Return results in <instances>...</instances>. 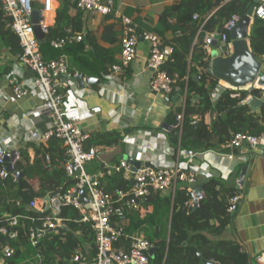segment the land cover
<instances>
[{"label":"trees","instance_id":"1","mask_svg":"<svg viewBox=\"0 0 264 264\" xmlns=\"http://www.w3.org/2000/svg\"><path fill=\"white\" fill-rule=\"evenodd\" d=\"M224 0H181L167 8L156 24H152L149 32L162 38L165 48L171 49L164 69L170 76H177L176 90L186 89V108L183 127L170 132L172 145L181 150L194 149L202 152L209 149H219L221 144L232 139L234 133L249 134L264 133V105L259 111H253L246 103L251 96L261 97L262 90L252 86L250 89L224 88L220 97L213 101L212 94L219 85L218 78L206 71L201 73L199 67L205 64L208 54V41H204L208 32L218 30L230 38V30L225 27L233 16H244L253 0H230L212 16L199 32L201 21L194 20L196 14L204 17L208 12ZM62 7L57 11L56 25L49 29L46 41L41 50L46 60L58 59L62 55L70 61V72L83 75L102 77L109 73L110 67L117 61L113 50L96 48L94 53L86 51V41L68 43L63 48L51 46L53 39L67 35V27L73 32H81L82 11L77 9L72 0H62ZM139 33L145 32L140 28ZM88 36V33L87 35ZM0 37L18 54L21 51L17 36L12 31L10 20L3 15L0 4ZM106 39V36H104ZM250 46L258 56L264 55V19L255 18L250 32ZM113 43L117 39L112 40ZM186 77L188 80L186 81ZM171 117L177 118L181 109H176ZM199 116V121L193 123V117ZM92 138V139H91ZM86 142L85 148L112 146L120 142L121 135L117 132H107L92 136ZM43 153L37 163H24L25 155L11 166L14 173L23 171L24 177L17 181L14 175L8 179L0 178V227L8 225V219L15 215L22 216L20 221V242L13 243L14 255L7 264H71V256L77 251L96 252L95 234L91 223L83 222L82 215L72 205L63 206L62 216L65 221L58 230L45 235H39L40 224L28 219L27 216H38L39 213L29 208V203L35 198H44L61 189L67 191L74 181L67 177L64 169L65 147L58 139L49 141L48 146L41 145ZM38 149V148H37ZM37 152H40L38 149ZM40 154V153H39ZM50 156V161L46 156ZM40 176V190L34 191L29 183L32 177ZM222 183L211 179L204 185L205 198L198 207L189 204L187 188L179 187L174 198L171 196H152L142 210L130 213L123 220L122 226L130 235L145 234L153 243L155 252L151 264H205L212 259L219 264H249L250 259L241 254L237 247L226 246L222 252H205L199 255L191 245L187 244L193 233L208 231L219 235L224 232L233 217L228 211V197L237 193L234 188L221 190ZM121 175L109 176L107 189L124 187ZM11 197V198H10ZM17 200H21L18 205ZM36 227L40 243L35 246L27 237L30 227ZM169 227V228H168ZM3 242L7 239L0 235Z\"/></svg>","mask_w":264,"mask_h":264},{"label":"built area","instance_id":"2","mask_svg":"<svg viewBox=\"0 0 264 264\" xmlns=\"http://www.w3.org/2000/svg\"><path fill=\"white\" fill-rule=\"evenodd\" d=\"M37 1L42 4L40 26L42 31L47 34L55 18V0H0V4L3 15L10 20L12 31L19 41L21 51L17 54V59L35 75L33 87L43 98L41 109L52 118L48 128L43 131L30 130L29 136L31 139L45 144L53 139H58L61 142L65 147L64 169L67 177L72 179L74 184L67 191H61L50 200H47L46 197L33 199L28 206L39 215L27 216V218L40 224L39 232L61 228L65 221L62 216L63 206L65 204L72 205L82 215L83 222L91 223L95 234L96 252L93 253L90 248L88 251L77 250L71 256V264H151L150 250L154 247L153 243L143 234L130 236L121 222L128 214L141 211L147 200L157 193H167L174 198L179 185L187 187L190 197L189 204L198 207L205 195L201 193L197 196L193 189V185L197 181L198 170L192 168L190 164L194 158L202 157L205 151L181 150L179 145L176 146L177 153H183L188 161L180 162L174 166L142 165L134 169V164L131 161L123 159L113 165L105 166L104 170L90 173L87 170V165L99 159L101 150L99 147L86 149L85 144L89 140V134L80 127L79 117L77 115L66 117L64 113V88L68 84L63 79L76 77L80 74H71L65 56L59 59H45L32 23L34 5ZM72 2L76 4L77 9L95 15L111 14L115 3L114 0H72ZM121 18L123 25L121 60L112 65L110 73L105 77L111 81L116 79V75H119L134 62L141 36L150 43L148 67L152 70L151 89L155 93L173 94L177 89V76H170L164 69V63L168 59L171 49L167 53L162 38L152 32L145 31L140 34L138 25L131 17L123 15ZM255 18L264 19V0H261L255 7L252 20ZM194 20H200V25H204L200 15L196 14ZM237 22L238 17L233 16L225 24V27L236 25ZM66 32L65 37L51 40L50 43L54 48L59 49L68 43L83 40V34L73 32L72 27H67ZM211 37L219 39L218 50L222 55H229L232 52L227 34L216 29L207 33L206 41ZM259 58L264 62V55ZM204 61L205 64L199 67L201 73L208 71L210 60L205 58ZM185 79L187 81L188 77ZM12 84L13 92L9 97L11 102H16L29 94L30 89L26 84L19 83L17 80H13ZM257 88L259 87L257 86ZM259 89L263 91L262 97L264 89ZM184 93L186 99V89ZM182 108L183 111L177 115V125L180 128L184 124L186 101L183 102ZM151 110L152 108H150ZM2 114L0 104V178L6 180L14 175L13 172L8 171V166L14 164L17 158L15 157L9 164H6L4 159L5 156H11V152L8 139L1 132L3 129ZM199 119V116L195 115L193 123ZM146 147L147 149L151 148L150 145ZM242 148L256 149L264 154V133L259 135L244 132L234 133L232 139L221 144L218 151L233 160L236 157V150ZM46 160L50 161L49 155L46 156ZM113 174L121 175L125 186L107 190L104 180ZM242 185L238 183V192L228 200V211L231 213L237 211L242 200ZM83 191L87 194V202L81 199ZM195 200L198 201L197 205H195ZM20 203V201L17 202L18 205ZM21 217L20 215L12 216L7 221L8 225L0 227V235L7 239L6 242H3L0 238V264H7L16 251L13 243L20 242L25 237L20 232ZM36 231V227L31 226L27 235L35 246L40 243V237ZM256 263L264 264V252L256 257Z\"/></svg>","mask_w":264,"mask_h":264},{"label":"crops","instance_id":"3","mask_svg":"<svg viewBox=\"0 0 264 264\" xmlns=\"http://www.w3.org/2000/svg\"><path fill=\"white\" fill-rule=\"evenodd\" d=\"M114 1V9L109 15H95L82 11V20L79 26L82 30L80 33L83 34V40L86 41V51L93 54L98 47L113 50L116 52L115 59L118 63L121 60L122 52L123 25L121 17L123 15L131 17L138 25V29L148 31L152 24L159 21L160 16L167 8L181 0ZM229 1L224 0L212 8L207 15L202 17L203 24L205 25ZM54 4L56 12L50 28L55 27L57 11L62 7L63 2L55 0ZM34 6L35 9H42L40 1L35 2ZM204 25H200L194 43L198 41L201 27L203 29ZM87 33L88 36H86ZM115 38L117 42L113 43L112 40ZM206 40L207 35L204 41L206 42ZM45 41L46 38L44 43ZM230 45L233 50L232 41H230ZM207 49L209 56L212 57V51L218 49V46L211 45L208 41ZM149 53V41L140 36L136 59L128 68L116 75V79L108 80L105 77L107 74L99 77L83 75L80 72L76 74L82 75L84 80L93 77L100 79V82L81 84L74 79V76L63 79L68 84L64 88L66 117L77 115L79 125L85 133L89 134V139L94 135L107 132H117L121 135L119 143L112 146H100L99 159L87 165V170L90 173L104 170L105 166L113 165L123 159L132 163L139 162L140 165L148 163V165L156 167L174 166L180 162L188 161L183 153H177V149L172 145L169 137L173 130L178 128L181 131L182 129L177 125V118L175 120L171 117V113L177 111L178 108L181 109V112L183 111L182 104L186 101L185 93L179 95V92L185 89L176 90L171 95L155 93L150 86L152 70L148 67ZM66 59L70 69L71 61L67 57ZM34 79L35 75L17 59L13 48L0 37V104L3 111L1 132L8 139L11 154L16 152L15 157L18 160L23 153L25 155L24 163L28 165L37 163L41 155L44 154L41 145L48 146V143H40L31 139L29 131H43L52 122V118L41 109L43 98L33 87ZM13 80L26 84L30 89L27 96L16 102L9 100L13 92ZM251 87L249 85L244 89ZM224 88H231V86L219 80V85L212 94L213 101L220 97ZM150 108H152L151 111ZM147 145H150L151 148L147 149ZM37 148L40 152H37ZM235 155V159L230 160L218 149H209L203 152L202 157L192 160L191 167L198 170L197 181L193 185L195 192L202 189L203 193L205 183L211 179L221 181L222 185L219 186L221 190L234 188L238 192V183H240L238 179L242 167L246 165L248 169L241 189L242 200L237 211L232 213L233 217L224 232L219 235L208 231L193 233L187 244L198 251L199 255L208 251L220 254L223 247L235 246L241 254L249 257V264H257L256 257L264 252V154L256 149L242 148L236 150ZM21 172L23 173L21 178H23L25 175L23 171ZM29 183L34 191L40 190V176L30 178ZM104 185L107 189L109 177L105 178ZM179 187L185 188L186 186L179 185ZM155 195L170 196L167 193ZM17 201L21 202V200ZM145 211H152L151 206L146 209L142 208V212ZM40 233L41 231L39 232L40 236L48 234ZM143 235L147 237L144 233ZM210 261L218 263L214 259ZM205 264L208 263L205 262Z\"/></svg>","mask_w":264,"mask_h":264},{"label":"water","instance_id":"4","mask_svg":"<svg viewBox=\"0 0 264 264\" xmlns=\"http://www.w3.org/2000/svg\"><path fill=\"white\" fill-rule=\"evenodd\" d=\"M261 2V0H253L252 5L250 6L248 12L242 16L238 17V22L236 25H230L228 29L230 30V38L233 43V50L229 55H222L218 49H214L211 54V60L208 67V72H212L218 80H222L229 84L233 88H241L244 89L247 86H254L264 89V62L260 60L259 56L255 53V51L250 47V33L249 28L251 26L253 11L255 7ZM41 22V10L34 9L32 14V23L34 24L35 34L39 41V44L42 45L46 38V34L42 31L40 26ZM253 23V22H252ZM251 32V31H250ZM209 43L214 46L219 45V39L209 38ZM210 49V47H209ZM167 53H169V48L166 49ZM78 83H96L100 82V79H96L93 77L86 78L79 75L74 78ZM184 91H180L179 95H182ZM178 95V97H179ZM249 107L253 111H258L264 105V94L262 97H249L246 101ZM16 152H13L11 156H5L6 164H9L11 160L15 158ZM14 157V158H13ZM134 169L142 166L139 162H135ZM144 166H149L148 163ZM248 167L244 165L242 167L241 173L239 175L238 182L241 184L244 183V178L246 175ZM8 171L14 172V169L11 165L8 166ZM23 176L21 171L15 172V177L19 180ZM62 190L58 189L57 191L49 194L46 199L50 200V198L54 197ZM202 193V189L196 191V195H200ZM81 199L84 202H87V194L85 191L81 193ZM198 201L195 200V205H197ZM60 227L56 229H51L46 232L41 231L40 234L51 233L54 231H58ZM155 252V248H151L150 256L153 258ZM208 264H219L213 261H206Z\"/></svg>","mask_w":264,"mask_h":264},{"label":"clouds","instance_id":"5","mask_svg":"<svg viewBox=\"0 0 264 264\" xmlns=\"http://www.w3.org/2000/svg\"><path fill=\"white\" fill-rule=\"evenodd\" d=\"M253 21V20H252ZM231 41V40H230ZM231 89H235V88H233V87H231ZM263 92V91H262ZM11 172H13V171H11ZM14 173V172H13ZM14 175H15V173H14Z\"/></svg>","mask_w":264,"mask_h":264}]
</instances>
